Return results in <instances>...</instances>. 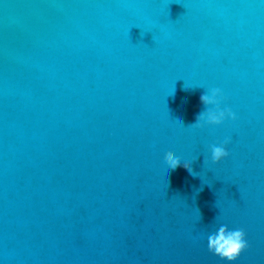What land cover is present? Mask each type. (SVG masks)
<instances>
[{"label": "water", "instance_id": "1", "mask_svg": "<svg viewBox=\"0 0 264 264\" xmlns=\"http://www.w3.org/2000/svg\"><path fill=\"white\" fill-rule=\"evenodd\" d=\"M220 224L264 264V0H0V264H229Z\"/></svg>", "mask_w": 264, "mask_h": 264}, {"label": "clouds", "instance_id": "2", "mask_svg": "<svg viewBox=\"0 0 264 264\" xmlns=\"http://www.w3.org/2000/svg\"><path fill=\"white\" fill-rule=\"evenodd\" d=\"M199 99L201 104L205 106V110L198 113L192 126L199 128L205 125H220L225 120L234 121L237 119L236 114L229 107H221L224 96L220 88H208L206 92L200 95ZM229 143L230 138L226 137L222 143L209 146V159L212 163H218L228 156L226 145ZM181 160V157L177 155L169 156L167 159L168 169L175 170L182 166L190 174H194L191 162L183 161L181 165ZM245 235L242 228L230 229L227 224H220L215 231L207 235L208 250L231 264L232 261L236 260L239 253L248 247Z\"/></svg>", "mask_w": 264, "mask_h": 264}, {"label": "snow or ice", "instance_id": "3", "mask_svg": "<svg viewBox=\"0 0 264 264\" xmlns=\"http://www.w3.org/2000/svg\"><path fill=\"white\" fill-rule=\"evenodd\" d=\"M240 253H241V252H240ZM240 253H239V254H240ZM238 256H239V255H238ZM238 256H237V258H238ZM237 258H236V259H237Z\"/></svg>", "mask_w": 264, "mask_h": 264}]
</instances>
